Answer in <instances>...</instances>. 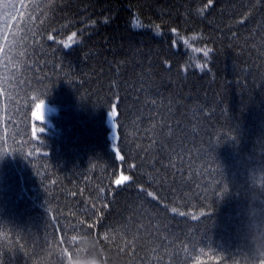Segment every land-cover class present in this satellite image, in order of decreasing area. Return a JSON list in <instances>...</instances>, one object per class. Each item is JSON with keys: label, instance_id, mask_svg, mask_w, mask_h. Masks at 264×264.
I'll use <instances>...</instances> for the list:
<instances>
[{"label": "trees", "instance_id": "trees-1", "mask_svg": "<svg viewBox=\"0 0 264 264\" xmlns=\"http://www.w3.org/2000/svg\"><path fill=\"white\" fill-rule=\"evenodd\" d=\"M0 264H264V0H0Z\"/></svg>", "mask_w": 264, "mask_h": 264}, {"label": "rangeland", "instance_id": "rangeland-1", "mask_svg": "<svg viewBox=\"0 0 264 264\" xmlns=\"http://www.w3.org/2000/svg\"><path fill=\"white\" fill-rule=\"evenodd\" d=\"M37 110H40L41 114L43 116V119L41 121L48 122V120H49L48 114L51 113L53 111V109L51 107H48V106H41V107L37 108L35 111L36 117H37ZM106 124L108 125V129H109L108 130V137H109L111 149L116 152L115 143H116V139H117V133H116L115 110L114 109L107 112ZM116 154H117V152H116Z\"/></svg>", "mask_w": 264, "mask_h": 264}, {"label": "snow or ice", "instance_id": "snow-or-ice-1", "mask_svg": "<svg viewBox=\"0 0 264 264\" xmlns=\"http://www.w3.org/2000/svg\"><path fill=\"white\" fill-rule=\"evenodd\" d=\"M134 26H139L138 22H135ZM37 118L42 120L43 119V116L41 114V111L40 110H37Z\"/></svg>", "mask_w": 264, "mask_h": 264}]
</instances>
